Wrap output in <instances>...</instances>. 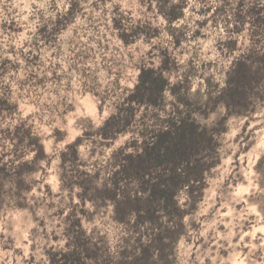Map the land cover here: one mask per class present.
<instances>
[{
	"label": "clouds",
	"instance_id": "9594fccd",
	"mask_svg": "<svg viewBox=\"0 0 264 264\" xmlns=\"http://www.w3.org/2000/svg\"><path fill=\"white\" fill-rule=\"evenodd\" d=\"M0 264H264V0H0Z\"/></svg>",
	"mask_w": 264,
	"mask_h": 264
},
{
	"label": "trees",
	"instance_id": "16d2710c",
	"mask_svg": "<svg viewBox=\"0 0 264 264\" xmlns=\"http://www.w3.org/2000/svg\"><path fill=\"white\" fill-rule=\"evenodd\" d=\"M163 142V141H162ZM167 195V193L166 192H164V191H161L160 189H159V187H156V188H154V190H153V198H155V199H159L160 197H164V196H166Z\"/></svg>",
	"mask_w": 264,
	"mask_h": 264
},
{
	"label": "rangeland",
	"instance_id": "374dc122",
	"mask_svg": "<svg viewBox=\"0 0 264 264\" xmlns=\"http://www.w3.org/2000/svg\"><path fill=\"white\" fill-rule=\"evenodd\" d=\"M222 227V226H221Z\"/></svg>",
	"mask_w": 264,
	"mask_h": 264
}]
</instances>
